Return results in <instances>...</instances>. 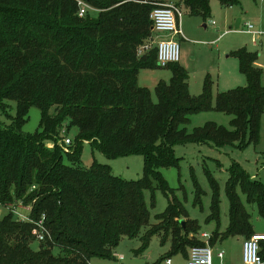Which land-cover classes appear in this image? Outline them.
Returning <instances> with one entry per match:
<instances>
[{
  "label": "trees",
  "instance_id": "16d2710c",
  "mask_svg": "<svg viewBox=\"0 0 264 264\" xmlns=\"http://www.w3.org/2000/svg\"><path fill=\"white\" fill-rule=\"evenodd\" d=\"M79 1L95 11L80 17ZM210 1L183 0V5L206 18ZM220 1L225 6L235 2ZM166 2L0 0V109L5 110L7 102L16 104L11 125L0 126V203L31 206L32 220L45 216L50 234L44 243L32 245L34 225L9 213L0 219V264H89L95 257L114 261L125 238L140 240L135 255L146 252L155 236L162 244L170 239L171 256L205 246L196 238L199 223L175 198L150 225L145 192H151L152 201L157 190L166 197L172 193L161 171L179 168L176 145L239 141L243 146L248 135V141H259L263 72L257 66L258 54L237 51L248 87L218 95L214 107L210 82L203 94L192 97L187 72L179 63L172 64L165 67L172 79L158 84L155 102L138 81L141 70L161 68L156 49H142L153 37L152 12ZM32 108L41 112L40 130L25 134ZM212 110L231 116L232 129L207 123L189 133L190 118ZM73 128L78 133L66 145L62 134ZM86 143L109 160L142 156L143 178L124 180L96 161L83 168ZM211 184L214 201L208 223L217 228L209 245L251 238L255 232L248 208H256L264 220V184L253 181L239 164L232 165L226 186L230 222L224 232L219 186L213 179ZM261 249L264 258V242Z\"/></svg>",
  "mask_w": 264,
  "mask_h": 264
},
{
  "label": "rangeland",
  "instance_id": "374dc122",
  "mask_svg": "<svg viewBox=\"0 0 264 264\" xmlns=\"http://www.w3.org/2000/svg\"><path fill=\"white\" fill-rule=\"evenodd\" d=\"M180 5L183 9L180 19L183 35L181 38L177 37L181 48L179 64L188 74L189 92L192 97H199L203 94L205 85L210 82L215 107L218 95L247 88L248 80L241 73L239 60L235 56V53L243 48L258 54L257 66L263 72L262 82L264 85V0H235L228 6L223 5L220 0H211L210 14L206 18L191 14L189 9L183 5V0ZM94 16L97 17V14ZM238 21H240V26L236 28ZM249 25L254 27V31L247 30ZM164 37L166 36L162 35V38ZM171 79L172 71L161 67L155 70H141L138 82L141 87L151 91L153 100L157 102L156 87L160 82L169 83ZM15 115L16 104L7 102L6 109H0V126L11 125ZM40 120V110L32 108L29 113V121L24 126L23 132L33 134L39 131ZM231 121V116L216 110L202 112L190 118L187 130L191 133L194 129L204 127L207 123H215L219 127L231 130ZM77 133V128H73L64 132L62 137L64 140L71 139L74 142ZM246 139L247 142L243 146H240L239 141L231 145L219 146L214 143L176 145L174 151L177 158L180 159L179 168L161 171L172 189V193L166 197L161 190H157L152 201L151 192H145V199L151 212L150 225L157 223L156 217L166 212L170 200L175 198L181 202L188 217L199 223L200 231L196 238L200 239L204 233L212 235L217 228L214 222L208 223L214 201V190L211 184L213 179L219 186L220 230L226 231L230 222V206L226 186L232 165L239 164L253 181L264 184V116L261 121L259 141L257 143L248 141L249 135ZM52 146L49 144V147ZM95 161L110 166L115 176L127 181H139L144 175V158L142 156L133 155L109 160L100 151L93 149L87 143L84 144L81 157L82 167L90 168ZM197 189L200 191L199 196ZM237 192L246 204L240 187ZM2 210L3 215L0 219L8 215L6 209ZM248 211L252 216L253 231L257 234H264V220L259 217L256 208H248ZM144 232L145 230L142 233ZM151 242L150 248L152 249L162 247L160 236H155ZM170 242L168 239L166 247ZM236 243L239 246L240 242L236 238L228 239L223 248L226 250L225 254L228 260H237L239 263V257L236 255V249H238L235 247ZM32 245L38 244L34 241ZM140 245L139 239L125 238L119 245L117 253L126 254L127 252L130 254ZM180 257L182 255H179ZM101 261L111 262L112 260L95 257L90 260L89 264H98ZM216 262L217 259L214 256L213 263ZM112 263L116 264L114 261ZM182 263L185 264L184 260Z\"/></svg>",
  "mask_w": 264,
  "mask_h": 264
},
{
  "label": "built area",
  "instance_id": "2783aa9c",
  "mask_svg": "<svg viewBox=\"0 0 264 264\" xmlns=\"http://www.w3.org/2000/svg\"><path fill=\"white\" fill-rule=\"evenodd\" d=\"M79 5L81 8L80 17L95 11L81 1H79ZM182 14L181 5L176 0H168L166 3L159 4L150 16L153 24V37L150 43L143 47L142 52H150L153 48L156 49L157 62L160 67L165 68L169 65L180 63L181 48L177 37H182L183 35L180 28ZM247 30L249 32L254 31V27L249 25ZM162 35L166 37L162 38ZM65 144L70 145L71 140H65ZM2 209H6L8 214H12L17 221L34 225L32 235L35 237V243H44L47 237L50 236L45 226V216L36 222L30 217L31 206H26L23 202L0 203V217L3 215ZM202 239L207 240L205 246L191 248L187 264H213V250L208 241L210 235L205 233L202 235ZM263 242L264 234H254L251 238L244 241L242 251L244 264H264V258L261 256V244ZM218 257L223 260L224 252L220 251ZM166 264H171V260L168 259Z\"/></svg>",
  "mask_w": 264,
  "mask_h": 264
},
{
  "label": "crops",
  "instance_id": "0c3cea01",
  "mask_svg": "<svg viewBox=\"0 0 264 264\" xmlns=\"http://www.w3.org/2000/svg\"><path fill=\"white\" fill-rule=\"evenodd\" d=\"M206 234H208V233H206ZM255 234H257V233H255ZM202 235L200 236V240L203 242H207V240L205 241L204 239H202ZM210 236H212V235H210ZM236 239L239 240V242H240L239 246H237V243L235 245V247L238 248V249H236V255H237V257H239V263H237V260L236 261H234L232 259L228 260L226 258V254H225L226 250L223 247H225L224 244L227 240H224V241H218L212 246L213 261H214V256H216V259H217V262L215 264H244L243 259H242V251H243L242 246H243V243L246 239L241 238V237H238ZM140 246H139V248H140ZM161 246L162 247L160 249H152L149 247L148 250L141 255H135L134 254L135 250H132V251L130 250L131 251L130 254H128L127 252H126V254H118L117 253L118 248H117L114 252V258H115L114 262H116V264L117 263H119V264L120 263L121 264H166V261L168 259H170L171 264H184V263H182V260H184L185 264L188 263L190 248L187 249L186 253H179V254L171 256L170 255L171 242L168 245V247H166L167 246L166 243L165 244L161 243ZM139 248H137L136 250H138ZM220 251L224 252V259L223 260H221L218 257V254ZM179 255L180 256L182 255V257H180L181 259L179 258ZM168 257H170V258H168ZM112 262L113 261H111V262L101 261L98 264H113Z\"/></svg>",
  "mask_w": 264,
  "mask_h": 264
},
{
  "label": "water",
  "instance_id": "95a60500",
  "mask_svg": "<svg viewBox=\"0 0 264 264\" xmlns=\"http://www.w3.org/2000/svg\"><path fill=\"white\" fill-rule=\"evenodd\" d=\"M239 26H240V21H238L236 28H239ZM182 225L183 226L185 225V222L184 221H182Z\"/></svg>",
  "mask_w": 264,
  "mask_h": 264
}]
</instances>
